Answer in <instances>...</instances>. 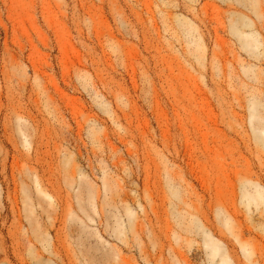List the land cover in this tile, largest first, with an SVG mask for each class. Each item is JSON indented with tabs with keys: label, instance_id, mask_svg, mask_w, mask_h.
Returning <instances> with one entry per match:
<instances>
[{
	"label": "rangeland",
	"instance_id": "374dc122",
	"mask_svg": "<svg viewBox=\"0 0 264 264\" xmlns=\"http://www.w3.org/2000/svg\"><path fill=\"white\" fill-rule=\"evenodd\" d=\"M224 256L264 264V0H0V264Z\"/></svg>",
	"mask_w": 264,
	"mask_h": 264
},
{
	"label": "bare ground",
	"instance_id": "6f19581e",
	"mask_svg": "<svg viewBox=\"0 0 264 264\" xmlns=\"http://www.w3.org/2000/svg\"><path fill=\"white\" fill-rule=\"evenodd\" d=\"M253 36H254V35H253ZM254 40H256V39L254 38ZM247 44H248V42H247ZM210 245H211V247H212V252H211V254H212L214 257L219 256V255L221 254V252H220V246L217 245V244H215V243H210ZM227 261H228L227 258H225V256H224V258L222 259L221 264H228Z\"/></svg>",
	"mask_w": 264,
	"mask_h": 264
}]
</instances>
